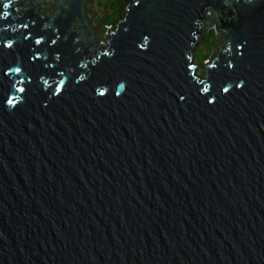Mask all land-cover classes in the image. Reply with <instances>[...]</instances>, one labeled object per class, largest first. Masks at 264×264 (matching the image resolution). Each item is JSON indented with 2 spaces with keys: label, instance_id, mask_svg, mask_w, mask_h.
Listing matches in <instances>:
<instances>
[{
  "label": "water",
  "instance_id": "water-1",
  "mask_svg": "<svg viewBox=\"0 0 264 264\" xmlns=\"http://www.w3.org/2000/svg\"><path fill=\"white\" fill-rule=\"evenodd\" d=\"M29 1L0 0V264H264V0H128L97 49L87 0Z\"/></svg>",
  "mask_w": 264,
  "mask_h": 264
},
{
  "label": "rangeland",
  "instance_id": "rangeland-1",
  "mask_svg": "<svg viewBox=\"0 0 264 264\" xmlns=\"http://www.w3.org/2000/svg\"><path fill=\"white\" fill-rule=\"evenodd\" d=\"M37 1L41 0H32L29 1L30 7H35ZM55 1L56 0H43L42 5L44 6L43 10L41 11L42 15H46V12H52L55 9ZM97 1L99 3H97ZM109 0H87L85 4V20L89 25V29L96 30L93 31V39L92 43L96 40L93 45L94 48L97 49L104 45L107 41V37L110 35V32L114 29L115 26H106L103 24L102 20L104 18V4ZM103 4V5H102ZM56 10V9H55Z\"/></svg>",
  "mask_w": 264,
  "mask_h": 264
},
{
  "label": "trees",
  "instance_id": "trees-1",
  "mask_svg": "<svg viewBox=\"0 0 264 264\" xmlns=\"http://www.w3.org/2000/svg\"><path fill=\"white\" fill-rule=\"evenodd\" d=\"M127 2L128 0H109L104 5L102 4L104 6V11H103L104 18L102 20L103 24L106 25L107 27L115 26L124 15V9H125ZM97 3L99 2L97 1ZM211 31L214 32V30H211ZM206 37H207L206 34H204V39H208ZM208 58H209L208 56L203 57L202 60L199 61L200 64L206 61ZM204 70H205V67L202 64V66H200V72L204 73Z\"/></svg>",
  "mask_w": 264,
  "mask_h": 264
},
{
  "label": "snow or ice",
  "instance_id": "snow-or-ice-1",
  "mask_svg": "<svg viewBox=\"0 0 264 264\" xmlns=\"http://www.w3.org/2000/svg\"><path fill=\"white\" fill-rule=\"evenodd\" d=\"M4 7H8V5H7V4H5V5H4ZM2 15H3V17H5V18H6V17H8L9 13H8V12H3V14H2ZM5 27H7V26H5ZM24 27L26 28V27H27V25H24ZM13 31H15V29H13ZM28 35L30 36L31 34L29 33ZM25 38L27 39V38H28V36H26ZM41 39H42V38H41ZM41 39H36V40H35V43H36V44H39V43H41ZM144 39L146 40V39H147V37H145ZM12 43H13L12 41H8V42L6 43V45H5V46H6V47H11ZM51 43H52V44H55V43H56V41H55V40H52V41H51ZM57 56H59V54H57ZM229 67H232V65H231V64H229ZM12 70H13V71H16V72H19V71H20V69H19V68L12 69ZM44 83H47V81L45 80V81H44ZM61 83H63V81H62ZM241 86H242L241 84H237V85H236V87H241ZM120 87H121V88H123V87H124V85H123V84H121V85H120ZM204 90H205V92H207V91H208V88H207V87H205V89H204ZM223 90H224L225 92H227V91H228V88H224ZM21 91H23V89H21ZM206 98H207V97H206ZM181 99H184V98H183V97H181ZM8 103H9V104H12V103H15V102H14V101H12V100H9V101H8Z\"/></svg>",
  "mask_w": 264,
  "mask_h": 264
},
{
  "label": "bare ground",
  "instance_id": "bare-ground-1",
  "mask_svg": "<svg viewBox=\"0 0 264 264\" xmlns=\"http://www.w3.org/2000/svg\"><path fill=\"white\" fill-rule=\"evenodd\" d=\"M42 1V0H41ZM43 2V1H42ZM56 9V8H55ZM55 9H54V11H53V9H52V12H50V13H54L55 12Z\"/></svg>",
  "mask_w": 264,
  "mask_h": 264
},
{
  "label": "flooded vegetation",
  "instance_id": "flooded-vegetation-1",
  "mask_svg": "<svg viewBox=\"0 0 264 264\" xmlns=\"http://www.w3.org/2000/svg\"><path fill=\"white\" fill-rule=\"evenodd\" d=\"M203 39H204V36H203ZM204 41V40H203Z\"/></svg>",
  "mask_w": 264,
  "mask_h": 264
}]
</instances>
